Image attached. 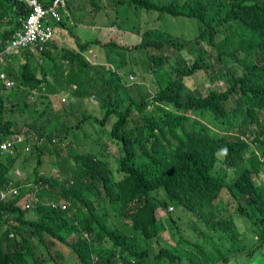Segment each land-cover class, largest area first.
Segmentation results:
<instances>
[{
    "label": "trees",
    "instance_id": "16d2710c",
    "mask_svg": "<svg viewBox=\"0 0 264 264\" xmlns=\"http://www.w3.org/2000/svg\"><path fill=\"white\" fill-rule=\"evenodd\" d=\"M88 1L106 10L101 14L107 25L138 42L128 47L115 38L78 40L75 49L48 48L38 57L25 53L17 70L3 66L18 83L1 92L0 78V141L13 125L9 98L23 89L45 99L31 125L46 135L45 145L78 130L75 125L64 131L57 112L53 120L38 119L52 111L48 93L67 83L75 85L68 88L75 103L94 95L82 87L79 96L91 77L102 88L103 117L96 121L104 127L115 116L108 135L123 154L115 170L104 152L72 156L73 182L56 184L59 194L51 197L64 200L67 210L37 205L31 210L35 219H28L15 200L0 201V264H67L60 261L59 244L75 256V264H264V0ZM24 5L0 0V23L8 17L12 26L0 32L2 40L19 24ZM71 6L65 0L57 8L59 19L48 15L53 30L71 31L69 21H76ZM132 14L138 22L127 24ZM144 15L152 16L150 24ZM168 17L196 20V35L177 37L155 27ZM100 54L107 56L103 64L92 65L103 59ZM199 70L224 85L203 94L191 83ZM126 73L151 74L149 90ZM30 153L35 154L26 173L31 184L20 188L21 195L37 193L38 187L46 192L45 182L54 186L39 173L42 146ZM16 154L0 159L2 181L15 167Z\"/></svg>",
    "mask_w": 264,
    "mask_h": 264
},
{
    "label": "rangeland",
    "instance_id": "374dc122",
    "mask_svg": "<svg viewBox=\"0 0 264 264\" xmlns=\"http://www.w3.org/2000/svg\"><path fill=\"white\" fill-rule=\"evenodd\" d=\"M109 1H112V0H109ZM69 3L72 5L71 8L74 12L76 19H79L80 21L88 23L90 25L94 24V22H98L100 25L108 24V17H104V15L101 14L102 12L88 19L89 17L88 11L85 10L84 7L82 9H78V6H83L84 0H69ZM143 12H146V11H143ZM151 13H154V11H151ZM143 19L147 20L148 24H150L152 16L144 15ZM137 22H138V16L132 14L130 15L129 22L127 24L129 23L132 24V23H137ZM69 24L71 25V29L73 30V32L78 33L81 25L72 24L70 23V21H69ZM3 26L4 24L3 22H1L0 28H2ZM155 27L166 30L173 36H177L179 33V34H184L186 35L187 38L191 39L196 35L198 31L199 23L196 20H185V19H180L177 17H168L167 22L158 20ZM89 29L91 30L90 27ZM90 30L84 29L79 33L82 40L88 41L89 39H91L89 38L92 36V33ZM99 32L100 30L98 29L95 30V33H99ZM104 33L105 32H100L98 34V36L100 37V42L102 43L115 38L118 42L125 43L126 46L130 47L134 43L138 42V39L136 36H132L126 33L114 32L117 35L121 36V38H118V36L110 37L112 34H109V33L103 35ZM54 36H55V32H54ZM38 56L39 55H37V57ZM7 59H9V56L7 57ZM7 59L4 60L3 64H6ZM22 60L23 59L21 55H18V60H16V58L14 57V63H16L14 67L17 66V64L21 62ZM1 61H3V58H1ZM96 62H102V60H97ZM98 64H103V63H98ZM91 70L92 69L87 68L86 73H90ZM127 74L128 73H126V76ZM47 79L50 81V83H52V79L50 77H47ZM136 81L144 82L143 84L147 86V84L152 82V76L151 74H148V73L138 75L136 78ZM191 83L198 85L203 94L206 92L207 88L216 87L221 84V83H217L216 81H213L211 79L210 73L205 72L203 70H199L192 75ZM65 87L67 88H64L61 91L55 90V92L52 95H50V100L53 105L52 106L53 111L50 112L47 116L46 115L41 116L38 119L39 123L44 122L46 118H51V120H53V116L57 112V113H60V120H59L60 124L59 125H62L64 128V131H66V130H71V128L75 126L86 113L94 112L95 114L98 115L97 108L95 106L96 100L94 97H92V99L89 97L88 101H84L83 99H81L79 104L75 103L74 99L71 100V103H68L66 99V97L69 94L68 88L75 87V85L67 83L65 84ZM96 89L97 90L100 89L98 85H96ZM145 90H149L148 86ZM56 95H58L59 97H57ZM61 95L64 96L65 99H62ZM94 96H96V93L94 94ZM9 100L11 104H14L16 102L17 106L21 110L24 109L25 104H28L27 100L23 101L19 99L15 101L14 96L10 97ZM37 101H38L37 103L33 101V103L29 105V108H30L29 111L27 109H25L22 113L19 111H16L17 114L15 115V118L17 120L18 127H21L22 125H25L26 123H31V122L33 123V120L35 118V113H34L35 110H40L39 106H43L45 103V100L43 98H40ZM11 119L15 121V119H13L12 117ZM113 120L114 118H111L104 127H99L96 131L94 127L88 124V123H92V121H86L84 124L80 125V128L78 130H72L69 132L68 138L66 139L68 148L66 149H59L60 146L58 145L42 146L43 156H42V166L40 170L45 169L44 171L47 172L48 177H51V178L53 174L65 173V172H62V170L64 171V169L68 168L71 164V160L68 157L69 150L72 153L89 152V153H93L96 155H100L102 152H104V157L108 161L110 168L112 170H115L117 166V158L122 155V148L118 142L112 140L110 136L108 135V131H109L111 122ZM71 132L73 133L71 134ZM250 144L252 148L256 147V145L253 142H250ZM55 163L58 164V170H57ZM34 165H35V154H31L28 158H19L16 160V163H15V166L17 168L21 166H25L24 171L20 170L22 172L23 177H27V174H26L27 171L30 172ZM54 179L57 180L58 178L55 177ZM23 181L25 180L23 179ZM52 192L57 194L58 188L54 187L52 189ZM157 214L158 216L162 215V211H158ZM8 219L9 217L7 216V220ZM162 236H163V239L165 238L166 241L170 242L169 236L166 232H164ZM57 247L62 256L60 258L61 262L64 261L67 264H75L77 262V259L75 258V256L72 255L71 252L66 247H64L62 244H59Z\"/></svg>",
    "mask_w": 264,
    "mask_h": 264
},
{
    "label": "clouds",
    "instance_id": "9594fccd",
    "mask_svg": "<svg viewBox=\"0 0 264 264\" xmlns=\"http://www.w3.org/2000/svg\"><path fill=\"white\" fill-rule=\"evenodd\" d=\"M20 1H24L25 2L24 9L26 10V12H24L19 17V19H18L19 24L15 28H13V31L9 33V36L6 37L5 39L3 38V40L0 39V42H2L4 45H6L7 41L10 40V38H11L12 34L14 33V31L21 25V20L25 21L26 18L28 17L29 7L27 5V1L26 0H20ZM38 1H40L42 3L41 0H38ZM42 5H43V3H42ZM4 19H6V18H3L2 22H4ZM54 32L55 31L53 30V38H52V40L55 37L54 36ZM50 42H48L46 44V46L43 48V50L48 49V45H49ZM31 47H32V45H29L27 47H23L22 49H19V50H16V51L10 50V51H7V53L6 52H2V53H0V58L4 59V58H7L10 55H15V54L21 55V57H23L25 53H28L29 55L35 57V56H37V55H39L41 53V51L37 52L36 49H34L32 51ZM3 53H5V54H3ZM98 63H103V62L92 61V65H95V64H98ZM1 73H3L5 75V78H6V79H3L0 76V78H2V82L1 83L5 87L4 89H1V92L8 91V89L11 88L13 85H15L16 82H14L12 79L8 78L6 72L1 70L0 74ZM128 77L130 78L129 79L130 82H137L136 81L137 74H128ZM7 79L8 80H12L13 81V85L7 86L5 84V81ZM216 82L217 83H221L219 86H223L224 85L223 81H221V80L220 81H216ZM137 83H139V82H137ZM96 85H97V82H95L93 80V78L88 77L87 82L80 86L79 96L81 95V88L82 87H88L89 89H92L96 93V96L91 95L89 97L91 99H92V97L95 98V100H96L95 106L97 108L98 115L95 114L94 112L86 113L83 117L88 116V117H91V118L82 122V118H83L82 117L81 120L76 124L77 129H79L80 125L84 124L86 121H92V123H88V124L90 126L94 127L95 131L99 127L103 126V125H100L96 121V120L100 121L102 119V117H103V110L100 108L101 99L99 97V92H100V89H102V88L97 90L96 89ZM219 86H216V87H219ZM61 90H63V89H59L58 91H61ZM24 92H25V97H23L22 94H21V93H24ZM52 94H53V92L52 93H48V98H49V101L51 103V108H52L53 105H52V102L50 100V95H52ZM38 96H39V94L37 92H35V91H29V90L23 89V90H19V93H18L17 97H14L15 101H17L19 99L23 100V101L27 100L28 104L24 105V109L23 110L19 109V107L16 105V102L12 106L10 105L11 107H8L7 116H8V119L13 122V125H12V127L10 129L11 130L10 133H8V135L6 137H3V140L0 141V144L5 143V142H10L11 145L8 148H6V149H2L0 147V149L2 150L0 159H3L5 155L14 156L16 152H17L16 160L19 159V158H28L31 155L30 152H31V150L34 147H36V146H44L45 145V136L46 135L45 134H38L33 129H31L32 122L31 123H26L25 125H22L21 127H18V123H17V120L15 118V115L17 114L16 111H19L21 113L25 109H27L29 111L30 110L29 105H31L33 103V101L35 103H37L38 102L37 100L40 99ZM56 96L59 97L58 95H56ZM89 97L84 99V101H88ZM61 98L65 99L64 96H62V95H61ZM66 99H67L68 103H70L71 100H73V98L70 97V92H69L68 96L66 97ZM8 104H9V102H8ZM44 105H45V103H44ZM43 106H39V108H42ZM12 108H14L15 111H13ZM52 111H53V108H52ZM11 117L13 119H15V121H13L11 119ZM111 118H114V120H115V116L111 115L108 118V120L105 122L104 125H106V123ZM113 121L111 122V125H112ZM111 125H110V128H111ZM60 137L53 138V140L51 141L52 144L49 142L47 145H58V146H60L59 149L68 148L67 141H66L68 136L61 135ZM77 154H80V153H72L70 150L68 151V157L71 160V164H70V166L68 168L64 169V171L62 170V172H65V173L53 174L52 178H51V177H48L47 172L44 171L45 169H43V170L39 169V173L42 174V175L47 176L48 177L47 180L50 181L52 184H54L53 187L49 188V185L45 182L44 187L46 189V192L39 191V187H38V189L36 188L37 193L30 192L29 194H22L21 195L20 188L24 187V186H29L31 184V180H30V177L29 178L28 177H23L22 176V172L19 170V168H17L16 166L13 167L12 171L9 174H7L6 176H4V178H3L4 180L3 181L0 178V181H2V183H0V190H7L8 188H12V189L16 190V193H13L12 191H10V192H8L6 194V197L4 199H0V201L3 202V201H6V200H9V199L15 200V206L19 207L21 210H24L25 212H28L27 215H26L28 219H35V214L31 210H33L37 205H42V206H47L48 205L51 209H55V210H61V211L67 210L66 203L64 202V200H62V199L54 200L51 197L52 196H57L59 194V188H58V186L56 184L65 185V186L69 187V185L73 182L74 179H73V176L71 174V171H72V169L74 167V161L72 159V156L77 155ZM122 154H123V152H122ZM56 167H57V170H58V164H56ZM55 177H57L58 179L57 180L54 179ZM23 179L25 181H23ZM38 186H42V182L41 181L38 183ZM54 187L58 188V193L57 194L52 192V189ZM9 219H10V217H9ZM13 224H16V223H13Z\"/></svg>",
    "mask_w": 264,
    "mask_h": 264
},
{
    "label": "built area",
    "instance_id": "2783aa9c",
    "mask_svg": "<svg viewBox=\"0 0 264 264\" xmlns=\"http://www.w3.org/2000/svg\"><path fill=\"white\" fill-rule=\"evenodd\" d=\"M29 7V14L25 21L21 20V25L14 31L10 40L6 45L1 46L2 52L10 50L16 51L32 45L31 50L36 49L37 52L43 50L48 42L53 38V30L49 24L48 15L59 19L57 8L65 4V0H52L47 6H43L38 0H26ZM3 79L5 75L0 74ZM7 86L13 85L12 80H6ZM11 145L10 142L0 144L2 149H6ZM16 193L15 189L8 188L7 190H0V199H4L8 192ZM173 206H169L168 210H172Z\"/></svg>",
    "mask_w": 264,
    "mask_h": 264
},
{
    "label": "crops",
    "instance_id": "0c3cea01",
    "mask_svg": "<svg viewBox=\"0 0 264 264\" xmlns=\"http://www.w3.org/2000/svg\"><path fill=\"white\" fill-rule=\"evenodd\" d=\"M83 7L89 13L88 19L92 18L93 16H96L100 12L106 11L105 9L103 11H101L99 8H95L93 5H91L89 3L88 0H84ZM8 21H9L8 18L4 19V22H3L4 26L2 28H0V32H2L5 29H11L12 28V26L10 25V23ZM72 24H80L81 25V27L79 28L78 33H74L72 29H71V31H69L66 28H54L55 37L49 43L48 48L55 49L56 47H59V48L63 47V48H68V49H75L78 40H81L79 42H84V40H82V38L80 37L79 33L82 30H84V29L90 30L89 27L91 28L90 31L92 33V36L89 37V38L92 39V38L96 37V39H98L99 43H102V42H100V37L98 36V34L100 32H105L103 35L109 33V34H112L110 37L118 36V38H121V36L117 35L114 32H121V33L129 34L128 32H123V31L117 30L114 26H112L110 24L109 25H100L98 22H94V24L90 25V24L82 22V21H80L78 19H76L75 22H72ZM97 29L100 30L99 33H95V30H97ZM129 35H132V34H129ZM132 36H135V35H132ZM0 39H2L1 36H0ZM15 58H16V60H18V57H15ZM100 58H103L102 61H104L107 58V56H106V54L105 55L100 54ZM5 59H7V58H4L3 61H1V58H0V71L1 70L4 71L2 69L3 66H8V67L13 68L14 70H17V66H18L19 63L17 64V66L14 67V65H16V63H14V57L9 56V59H7L6 64H3ZM22 59H26L25 56H23ZM8 61H10V62H8ZM8 78L12 79L14 82H17L16 77L14 75L9 76ZM34 91L39 93L36 90H34ZM18 93H19V90L16 91V94H15L14 97H17ZM21 94H22L23 97H25V92L21 93Z\"/></svg>",
    "mask_w": 264,
    "mask_h": 264
}]
</instances>
